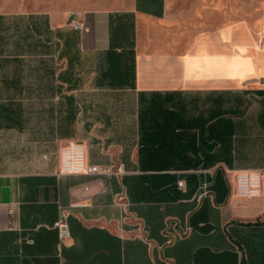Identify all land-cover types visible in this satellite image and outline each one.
Returning a JSON list of instances; mask_svg holds the SVG:
<instances>
[{"label": "crops", "instance_id": "1", "mask_svg": "<svg viewBox=\"0 0 264 264\" xmlns=\"http://www.w3.org/2000/svg\"><path fill=\"white\" fill-rule=\"evenodd\" d=\"M7 17L0 130L31 122L47 152L0 171V264H264V0H0ZM62 139L109 172L59 174Z\"/></svg>", "mask_w": 264, "mask_h": 264}, {"label": "rangeland", "instance_id": "2", "mask_svg": "<svg viewBox=\"0 0 264 264\" xmlns=\"http://www.w3.org/2000/svg\"><path fill=\"white\" fill-rule=\"evenodd\" d=\"M18 25L21 27L23 25L19 19L12 17L3 19L0 21V35H13L15 30H20ZM63 28L67 31L64 33L65 35H70L71 30H73L71 25H65ZM60 64L64 66L65 63H61L59 59L57 65ZM33 127H35L34 124L30 122L25 131L22 132L0 130V171L36 169L46 161L44 154L47 152L45 147L47 143L41 135L38 136L34 133ZM75 141L77 140L62 139L56 142L52 149V161L58 162V151L61 145Z\"/></svg>", "mask_w": 264, "mask_h": 264}, {"label": "built area", "instance_id": "3", "mask_svg": "<svg viewBox=\"0 0 264 264\" xmlns=\"http://www.w3.org/2000/svg\"><path fill=\"white\" fill-rule=\"evenodd\" d=\"M71 26L75 29H81L82 24L78 21H72ZM200 171V170H197ZM108 173V168L104 166H96L89 164L84 159V147L81 142H69L62 145L58 151V173ZM202 185L207 182L202 181ZM234 193L241 198L257 197L261 193L262 180L259 171L251 169H238L233 173ZM180 187L181 180L176 182ZM84 189H87L85 187ZM205 191H202L204 194ZM58 239L60 242L65 241L69 236V226L67 223V213L60 210L58 218L55 222ZM182 233L184 230L181 231Z\"/></svg>", "mask_w": 264, "mask_h": 264}, {"label": "trees", "instance_id": "4", "mask_svg": "<svg viewBox=\"0 0 264 264\" xmlns=\"http://www.w3.org/2000/svg\"><path fill=\"white\" fill-rule=\"evenodd\" d=\"M73 35L75 34V33H72Z\"/></svg>", "mask_w": 264, "mask_h": 264}]
</instances>
